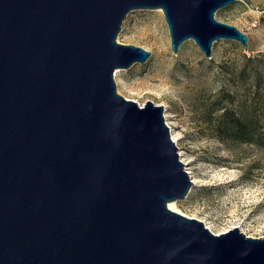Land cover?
<instances>
[{"label":"water","instance_id":"water-1","mask_svg":"<svg viewBox=\"0 0 264 264\" xmlns=\"http://www.w3.org/2000/svg\"><path fill=\"white\" fill-rule=\"evenodd\" d=\"M234 0H0V264H264V235L213 232L170 209L190 178L163 105L116 91L150 51L117 40L126 13L160 8L170 47L205 56L248 36ZM251 3V0H243Z\"/></svg>","mask_w":264,"mask_h":264},{"label":"rangeland","instance_id":"rangeland-1","mask_svg":"<svg viewBox=\"0 0 264 264\" xmlns=\"http://www.w3.org/2000/svg\"><path fill=\"white\" fill-rule=\"evenodd\" d=\"M215 17L247 34L246 51L237 40L220 38L207 57L187 38L173 52L160 8L129 10L116 38L150 54L143 62L116 68L115 87L139 104L150 99L163 105L178 152L195 178L187 194L174 200L176 211L201 219L213 232L237 226L262 236L264 147L233 142L226 126L245 105H258L264 93V0H234L218 8Z\"/></svg>","mask_w":264,"mask_h":264},{"label":"trees","instance_id":"trees-1","mask_svg":"<svg viewBox=\"0 0 264 264\" xmlns=\"http://www.w3.org/2000/svg\"><path fill=\"white\" fill-rule=\"evenodd\" d=\"M246 60H252L250 55L243 54ZM228 136L233 142H253L264 147V93H259L258 105L247 104L239 116L228 123ZM256 164L248 165V168Z\"/></svg>","mask_w":264,"mask_h":264},{"label":"bare ground","instance_id":"bare-ground-1","mask_svg":"<svg viewBox=\"0 0 264 264\" xmlns=\"http://www.w3.org/2000/svg\"><path fill=\"white\" fill-rule=\"evenodd\" d=\"M167 123H168V121H167ZM169 127H170V126H169ZM170 130H171L170 133H171V137H172V139L174 140V142H177V137H176L175 132L172 131L171 127H170ZM179 155H180L181 160H182L183 163H184V166H185V168H186V170H187V172H188L190 178L192 179L193 182H195V178L192 176V174H191V170L186 166V163H187V162H186V161L184 160V158L181 156V152L179 153ZM167 206H168L170 209H173V210H179L178 207H177V205H176V202H175L174 200L168 202Z\"/></svg>","mask_w":264,"mask_h":264}]
</instances>
